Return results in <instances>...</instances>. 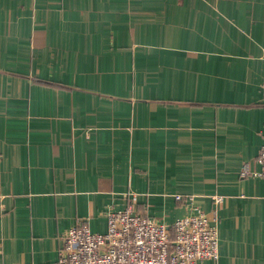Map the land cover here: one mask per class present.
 Wrapping results in <instances>:
<instances>
[{"label":"crops","instance_id":"1","mask_svg":"<svg viewBox=\"0 0 264 264\" xmlns=\"http://www.w3.org/2000/svg\"><path fill=\"white\" fill-rule=\"evenodd\" d=\"M263 80L264 0H0V264H54L128 194L208 215L195 264H264Z\"/></svg>","mask_w":264,"mask_h":264},{"label":"built area","instance_id":"2","mask_svg":"<svg viewBox=\"0 0 264 264\" xmlns=\"http://www.w3.org/2000/svg\"><path fill=\"white\" fill-rule=\"evenodd\" d=\"M260 90L264 100V80ZM254 160L258 169L243 164L240 177L264 178V143ZM126 197L129 203L124 208L105 210V232H91L79 223L67 230L54 264H195L218 258L217 231L202 210L195 208L166 225L137 210L134 194ZM220 201L219 196L213 197L215 206Z\"/></svg>","mask_w":264,"mask_h":264}]
</instances>
